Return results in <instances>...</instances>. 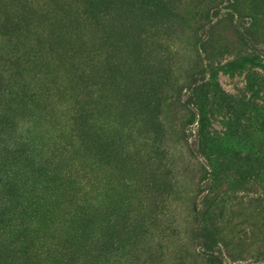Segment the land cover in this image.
<instances>
[{
  "label": "rangeland",
  "instance_id": "rangeland-1",
  "mask_svg": "<svg viewBox=\"0 0 264 264\" xmlns=\"http://www.w3.org/2000/svg\"><path fill=\"white\" fill-rule=\"evenodd\" d=\"M0 203V264H264V0H0Z\"/></svg>",
  "mask_w": 264,
  "mask_h": 264
},
{
  "label": "trees",
  "instance_id": "trees-1",
  "mask_svg": "<svg viewBox=\"0 0 264 264\" xmlns=\"http://www.w3.org/2000/svg\"><path fill=\"white\" fill-rule=\"evenodd\" d=\"M218 75H219V73L217 71H213L212 70L211 78L213 80H217ZM198 92H200V91H198ZM0 207H1V203H0ZM10 230H11L10 228L9 229H2V228H0V236H3V238H5V239L8 238L7 234H8V232H10Z\"/></svg>",
  "mask_w": 264,
  "mask_h": 264
}]
</instances>
